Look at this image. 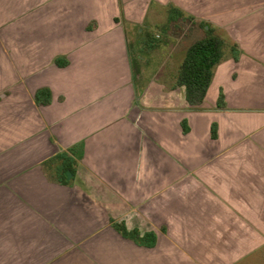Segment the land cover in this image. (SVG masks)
<instances>
[{
	"label": "crops",
	"instance_id": "obj_1",
	"mask_svg": "<svg viewBox=\"0 0 264 264\" xmlns=\"http://www.w3.org/2000/svg\"><path fill=\"white\" fill-rule=\"evenodd\" d=\"M173 1L241 51L201 110L139 69L124 24L150 0H0V264H243L264 245V0Z\"/></svg>",
	"mask_w": 264,
	"mask_h": 264
},
{
	"label": "rangeland",
	"instance_id": "obj_2",
	"mask_svg": "<svg viewBox=\"0 0 264 264\" xmlns=\"http://www.w3.org/2000/svg\"><path fill=\"white\" fill-rule=\"evenodd\" d=\"M203 23L206 21L196 20L186 14L173 0H168L166 4L150 0L141 22L126 21L124 24L127 32L136 39L134 41L131 37L129 40L130 44L135 45H131L132 49H135L136 54L143 55L139 66V69L145 70L143 75L157 79L167 71V76L176 79L187 47L204 34ZM218 33L223 34L221 30H218ZM143 39L148 40L151 46L137 52ZM136 68L138 67L135 65V70ZM243 264H264V245L256 251L252 260H246Z\"/></svg>",
	"mask_w": 264,
	"mask_h": 264
},
{
	"label": "trees",
	"instance_id": "obj_3",
	"mask_svg": "<svg viewBox=\"0 0 264 264\" xmlns=\"http://www.w3.org/2000/svg\"><path fill=\"white\" fill-rule=\"evenodd\" d=\"M205 26L208 27L205 28ZM202 27L204 30L203 36L196 39L187 47L176 75V83L177 85L184 87L186 99L192 106L190 109L193 110L202 109L199 105L203 102L206 96L216 66L228 56V53H231L234 59H238L239 54L241 53L237 43H234L230 41L229 38L215 32L209 24L203 23ZM148 44L151 46L149 42ZM56 62L59 65L66 64L60 59H56ZM34 99L37 104L46 105L51 101V92L46 87L40 88L36 91ZM217 107L218 109H225L226 107L222 91H220L217 100ZM212 135H216L215 124L212 126ZM55 158L63 159V165H65L66 168H71V160L66 158L63 153L57 154ZM61 181H65L63 168H61ZM118 229L124 235L143 243L137 231H127L121 224L118 225ZM147 239H149V244L153 245L155 234L153 232L149 233Z\"/></svg>",
	"mask_w": 264,
	"mask_h": 264
},
{
	"label": "water",
	"instance_id": "obj_4",
	"mask_svg": "<svg viewBox=\"0 0 264 264\" xmlns=\"http://www.w3.org/2000/svg\"><path fill=\"white\" fill-rule=\"evenodd\" d=\"M65 174H66V178H67V179H69V178H70V176H71V173H70V171H66V173H65Z\"/></svg>",
	"mask_w": 264,
	"mask_h": 264
}]
</instances>
